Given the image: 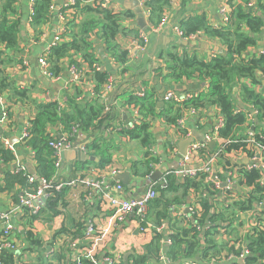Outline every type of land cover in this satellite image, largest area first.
Here are the masks:
<instances>
[{"label": "crops", "instance_id": "1", "mask_svg": "<svg viewBox=\"0 0 264 264\" xmlns=\"http://www.w3.org/2000/svg\"><path fill=\"white\" fill-rule=\"evenodd\" d=\"M137 1L112 0L109 10L116 14H123L122 29L132 28L142 33L144 31L138 27L133 8ZM5 2L6 0H0V19L4 15ZM223 2L224 0H170L160 21L166 22L165 27L160 31H156L155 25L149 22L146 12L149 28L153 34H147L148 42L145 49L139 48L133 41L137 38H133L132 35L119 34L117 37L119 43L129 50L128 65L132 66V69L123 74L120 73L123 65L106 50L104 41L97 37L98 29L94 30L90 35L95 47L94 52L100 59L101 65H99L110 74L113 85L112 89L105 86L103 91L105 99L109 102L108 105L110 106L112 102L114 105L112 109L107 105L109 110L106 114L109 112L108 114L113 118V124L105 133L106 149L112 160L104 167L95 166L101 159V155L86 150L87 143L93 138L80 129L72 137L73 147L65 149L67 151L62 153V166L50 177L57 181H69L72 178L89 176L93 179H101L113 188L119 181L125 187L118 194L122 199L135 198L144 193L148 186L140 184L139 181L147 179L156 170L166 171L173 177L169 180L168 189L164 192L159 190L158 196L150 206L149 222L142 227L134 213H129L113 222L111 220L113 209L109 203L101 199L99 191L91 190L80 182L67 185L46 200V205L39 215L15 217L18 230L13 237L19 243V249L11 252L15 255L13 264H40L41 257L42 264H50L53 261L58 264L53 257L60 252H64L69 261L85 255L92 249L93 244L92 238L85 237V228L89 222L95 224L98 229H105L109 226V222L112 223V227L96 247L99 264H109L107 261L109 255H116L122 264H125L126 258L131 263L135 257L149 254L146 248L151 246L156 237H159L160 246L157 254L148 258L152 264H181L182 262L207 264V260H202L203 258L199 256L201 253L181 254L177 258L167 254L168 246L172 244L171 234L190 228L194 216L192 210L200 212L199 217H201L206 211L203 207L205 203L210 204L211 214L219 215L218 213L225 210V215L229 216L225 220L217 218L216 221L219 226L214 239L222 246L221 252L234 254L247 247V237L254 228L253 223L256 222L255 215L249 210L253 203L251 208L230 216L231 199L227 195L231 187L225 182L227 172L240 162L248 163L247 155L237 149L225 152L224 138L220 135V129L218 132L214 129L221 118V111L217 105L203 106L204 109L197 112L185 109L183 111L185 117L178 124L171 123L165 118L168 102L163 99L164 93L173 89L180 93L199 94L208 85L203 76L195 72L191 77L169 81L159 75V68L164 64L161 55H167L171 51L176 50L179 54H197L205 60L225 54L227 47L218 38H212L207 33L199 31L191 39L185 40L181 39L173 29L183 19L203 14L212 26H225L226 22L221 20L219 14ZM249 2L245 4L246 8L256 10L257 0H251V5ZM237 3L243 4L244 1L237 0ZM13 6L15 11L9 12L8 18L9 21H19L18 41L15 47L6 48L0 59V69L4 71L9 82L8 87L0 89V136L15 143L16 151L12 152L13 159L7 162L0 158V183L5 174L15 168L16 162L26 165L30 172L37 173L38 162L35 150L28 143L29 141L24 144L21 142V135L36 116L37 107L57 101L69 109L68 103L71 99L80 100L82 95L87 99L93 97L94 85L87 75L82 81L73 77L69 69L72 63H78L85 72L89 70L88 63L74 50L68 54L69 57L62 60L61 71L56 73L55 77H48L39 61L42 54L53 46L56 35L63 33L64 42L72 39L71 31H75L77 23L87 17L82 6L73 8L68 0H52L49 19L37 28L30 23L29 0H15ZM73 23L75 26L71 27ZM262 36L257 46H250L249 52L252 55L264 50V27ZM176 39L187 41L188 44L182 46ZM257 78L259 83L256 84L249 78L241 80L248 87H254L264 94V74L258 72ZM120 81L124 83V89L129 94L151 91L152 99L156 102L153 107L154 112L145 115L139 105H131L124 96L115 101L112 100V96H115L118 91L117 85ZM23 91H25L23 97L18 95ZM236 97L239 107L244 108L246 103L240 93H237ZM250 109H252L251 102ZM143 122L148 124L147 132L152 135L147 143L137 132L138 124L141 125ZM61 129H63L62 125L49 127V131L57 136L59 133L62 135L68 133L61 132ZM187 138L193 139L194 143L202 142V146L186 159L181 157L179 145ZM75 146H78V149L83 150L90 158L84 159L83 152L81 154ZM171 149H175V152ZM147 160L149 164L146 163ZM88 161L92 164L82 167L77 165V163ZM205 163L209 164L210 172L202 174L201 169ZM182 168L188 170L185 175L180 173ZM113 171L117 173L113 174ZM123 172H130L132 186L128 187L116 179V175ZM235 189L241 196H245L243 199H247L252 187L240 183ZM23 192L24 188L19 182H16L13 188L0 189V211H7L19 200ZM172 206L178 212L177 215L170 210ZM211 214L207 217V223L210 221ZM210 225L213 226V224ZM202 227L205 228V225ZM199 231V242L204 246L206 245L205 237L202 236L204 229ZM71 241H76L75 246H71Z\"/></svg>", "mask_w": 264, "mask_h": 264}, {"label": "trees", "instance_id": "2", "mask_svg": "<svg viewBox=\"0 0 264 264\" xmlns=\"http://www.w3.org/2000/svg\"><path fill=\"white\" fill-rule=\"evenodd\" d=\"M14 1L6 0L4 15L0 19V59L5 49L15 47L18 41L19 21H9L8 18V13L15 11V7L13 6ZM243 1V4H239L237 0H227L228 4L233 7V11L225 26H212L204 14L185 18L180 23L181 28L186 34L203 31L212 38H218L227 47L225 54H219L209 60H205L197 54H179L175 50L169 52L167 55H161L164 64L159 68V75L164 80H182L183 78L191 77L195 72H198L206 79L208 82L206 88L186 105L193 108H201L213 104L219 107L222 115V126L219 130L220 135L223 138L237 140L228 145V151L239 149L241 146L246 145V142L243 140L247 138L246 131L252 125V121L249 118L251 114L250 102L257 109L254 120V135L258 142L264 144V94L254 87H248L241 80L249 78L256 84L257 82L259 83L257 73L261 72L264 74V52L253 55L249 52L250 46H257L259 40L263 38L264 0H257L256 10L255 8H246L245 4L250 0ZM51 2L52 0L34 1L32 5L33 13L30 16V23L34 28H37L49 19ZM169 4L170 0H152L147 2L145 11L148 13L149 22L155 26L159 25L165 8ZM77 6H82L83 11L87 13V17L77 23L75 31H71L72 39L70 41H63L50 47L48 60L50 62V69L56 74L61 71L62 60L69 57L68 54L72 50L82 55L85 62L89 65L86 75L94 84L92 87L93 97L91 96V98L87 99V97H84L79 92L82 95L81 99H71L68 103L69 109L66 106H60V103L57 101L48 102L37 107L36 116L30 122L31 137L28 139V143L36 153L38 176L50 177L56 170L53 151L49 145V141L52 139L48 131L50 126L58 127L62 125L63 129H61V132L67 131L71 133L72 127L76 125L77 131L80 129L86 131L93 138L91 142L87 143V150L101 155V159L95 166L104 167L111 163V155L106 149L107 136L105 133L113 124V118L108 114L109 112L106 114L105 108L109 102H107L103 94L105 84L111 76L100 66V59L96 57L94 52L95 47L93 40L90 39V35L96 28L98 29L97 37L104 41L106 50L123 65V68L120 70L121 74L132 69V66L128 65L129 50L119 43L117 39L118 35H132L134 36L133 38H138L140 42H143L140 38L141 33H139V30L132 28L124 30L121 28L123 14L113 13L109 9L96 8L92 6L90 0H79ZM73 26H75V23L71 24V27ZM95 63L100 64V68L95 67ZM126 66L128 69H126ZM123 84L120 81L117 85L118 91L115 96H112V100L115 101L119 97L124 96L131 105H139L140 110L145 115L154 112L153 107L156 102L152 99L151 91H143L144 94L142 96L129 94L124 89ZM8 86L7 77L4 71L0 69V89ZM24 93L25 91L18 95L23 97ZM237 93H240L243 101L246 103V106L242 109L239 108L237 103ZM167 104L165 118L171 123H178L179 118L183 114V107L181 105L177 106L175 103ZM110 106L111 109L114 108L113 102ZM147 129L148 124L145 122L137 126L138 135L143 136L145 143L149 142L152 136L147 132ZM0 158L6 162L11 158L13 159L12 152L8 148L6 149L1 140ZM146 163L149 164V161L147 160ZM87 164L92 163L90 161L77 163L78 167ZM14 170L15 168L5 174L3 181L0 183V189L13 188L16 182H19L24 188L27 186L26 177ZM261 175L262 173L259 169H242L243 182L252 185L253 191L248 195L247 199L230 203V216L238 209L251 208L252 200L263 198L264 185L260 182ZM172 177L169 175V180ZM159 189L161 192L165 190L160 187ZM203 207L206 208V211L201 217L194 215L192 221H196L202 226L205 225L202 236L205 237L206 245L202 246L201 242H199L200 231L194 227H190L179 233L171 234L172 244L168 246V255L177 258L181 254L190 255L196 252L201 253L199 256L203 258L202 260H208L209 256L222 254V246L217 244L214 239L219 226L216 221L217 218L225 220L229 216L225 215V210L218 213L219 215L211 214L210 204L208 203L203 204ZM209 214H211V218L209 223H207ZM230 221H232V217H230ZM210 224H213V226ZM31 237L33 238L32 235ZM247 238V247L250 253L245 257V263L243 264H264V228H255L253 233ZM159 246V237H156L151 246L149 245L146 248L149 254L135 257L130 264H152V261L148 258L157 254ZM240 252L236 251L235 254L238 255ZM0 259L5 263L13 264L15 255L5 251L0 254ZM53 260H57L58 264H71V261L68 260L64 252L55 254ZM202 260L201 262L203 263ZM39 263H43L42 257L39 259ZM50 264L55 263L53 261ZM181 264L186 263L182 262ZM230 264L241 263L235 261Z\"/></svg>", "mask_w": 264, "mask_h": 264}, {"label": "built area", "instance_id": "3", "mask_svg": "<svg viewBox=\"0 0 264 264\" xmlns=\"http://www.w3.org/2000/svg\"><path fill=\"white\" fill-rule=\"evenodd\" d=\"M29 1H30V9L32 14L33 13L32 5L35 0H29ZM149 1L152 0H142L141 6L144 9H146L147 2ZM78 2L79 0H68L69 5L73 8L77 7ZM90 3L92 4V6L96 8L107 10L110 9L112 0H90ZM251 4L252 2L250 0L249 5ZM232 11H233V7L230 4H228L227 0H224L222 6L220 7V12H219L221 20L227 23ZM165 23H166L165 21L160 22L159 25L154 27L155 30L156 31L162 30L165 27ZM173 29L181 39H185V40H189L197 34V33L186 34V32L181 28L180 24L175 25ZM63 37H64L63 33H59L58 35H56L54 37L53 45L62 43L64 41ZM140 38L143 40V42H140L138 38L134 39L133 41H135L138 44L139 48L145 49L146 44L148 42V35L142 32ZM262 52H264V50ZM49 53H50V49L42 54L39 61L44 70V73L48 77H55V73L50 69V62L48 60ZM94 66L100 68L98 63H95ZM69 69L72 72L73 77L75 79L82 81L83 78L86 76V72L83 71V69L78 65V63H72ZM105 86L106 88L109 89L113 88L111 77H109V80L108 82H106ZM137 94L142 96L144 93L143 91H140ZM197 94L193 92L180 93L173 89H170L164 93L163 99L168 103H175L177 106L181 105L183 107L182 108L183 111L186 109L188 111L197 112L199 110H203L204 108L202 107L193 108L192 106L186 105L188 102H190L191 99L195 98ZM60 106H64V104H60ZM105 109L107 112L109 110V107H106ZM250 111L251 114L249 115V118L252 121L251 127L252 126L255 127L254 120L257 113V109L252 106V109H250ZM3 116L1 118V121L3 120ZM184 117L185 115L182 114V116L179 118L178 123L182 122ZM221 126H222V115L219 124H216L214 126L216 132H218ZM30 127L31 124L29 126H26V128L24 129L21 135V140H22L21 142L23 144L26 143L28 139L31 137ZM76 131H77L76 125L72 127V132H73V133L71 132L72 134L71 133H67L64 135L61 134L62 135L61 137L49 131L52 138L49 141V145L53 151L54 165L57 170L62 166L63 151L65 149L72 148L74 145L72 136ZM254 131L255 128L254 130L250 128L249 130L246 131L247 138L243 140L246 142V145L241 146L239 149H237V151H243L247 155L248 163L243 164L242 162H240L231 171L227 172V177L225 179V182L226 185H229L231 187L228 189L229 191L227 195L228 198L231 199V202L241 201L245 197V196H241L239 192L236 191L235 189L240 183L246 184L245 182H243L242 169H246V170L259 169L262 173L260 177V182L264 185V177H263L264 144L256 140ZM0 140L11 152L15 153L16 151L15 143L10 142L8 139H3L2 136H0ZM234 141L237 140L231 138H224L223 148L225 149V152L228 151L227 150L228 145ZM201 146H202V142L201 143L192 142L188 147L187 155L184 156L183 158L187 159L193 152L198 151V149H200ZM171 151L175 152V149H171ZM16 163L17 164L15 165L14 171L22 173L26 177L27 186L25 188L23 187L24 192L21 194L17 202H15L7 211L4 212L0 211V254L5 251L13 252L19 249V243L13 237L14 233L17 232L18 230L17 224L14 220L15 217H20V216L33 217L39 215L46 205V200L53 194L63 190L67 185H74L77 182H80L85 186H88L91 190L99 191V195L101 199L109 203V205L113 209V214L111 216V220L113 222L118 219H121L123 216L129 213H134L141 227L142 225L147 224L149 222L148 218H149L150 206L159 194V190H160L159 187L161 189H166L169 185L170 174L165 171L166 173L164 172V174L158 180L151 182L148 185L147 190L144 193H142L140 196L130 199H122L118 194L122 192L125 189V187L119 181H117V183L114 185V188L105 184V182L101 179H93L89 176L88 177L85 176L79 179L72 178L69 181H65V180L57 181L52 177L38 176L37 173L30 172L26 165L21 164L19 162ZM185 169L186 170H184L183 168L180 169L181 170L180 173L182 175H185L188 172L187 168ZM201 171L202 174L209 173L210 172L209 164L205 163ZM115 173H117V171H113V174ZM250 186L252 187V189L250 190L252 192L253 186L249 185V187ZM250 193H248V195ZM252 203L253 206L249 210L252 211L253 215H255L256 222L253 223L252 225V227L254 228L251 229V234L253 233L255 228H259V229L264 228V195L263 198L259 200H252ZM170 210H172L174 215L178 214L174 206H172ZM240 211H242V209L236 210V212H240ZM192 215H197L199 217L200 212L192 210ZM110 227H112L111 222H109V226L105 229H98V227L95 224L89 222L85 228V237L93 239L92 249H90L87 253H85V255H81L73 259L71 261V264H99L96 254V247L98 243L103 239V237L108 233ZM191 227H194L196 230L204 229L202 225H200L196 221L192 223ZM75 244L76 241L75 242L71 241V246H75ZM249 253H250L249 248L245 247L238 255L229 252L226 254L225 253L218 254V256H209V259L207 260V264H222L224 262L232 263L239 259H243L244 261L243 263H245V257L249 255ZM107 261L109 264H122L119 258L116 257V255L107 256ZM185 263L189 264L187 262ZM0 264H4V263L0 260ZM192 264H196V263H192Z\"/></svg>", "mask_w": 264, "mask_h": 264}, {"label": "water", "instance_id": "4", "mask_svg": "<svg viewBox=\"0 0 264 264\" xmlns=\"http://www.w3.org/2000/svg\"><path fill=\"white\" fill-rule=\"evenodd\" d=\"M141 1L142 0H138L135 3V5L133 6V8L135 10V13H136L137 24H138V27L142 31H144L145 34L152 35L153 34V31L149 28V23H148V20L146 18V11L141 6ZM176 41L179 42V44L182 45V46L188 44L187 41H181L180 39H176ZM236 90H237V88H236ZM241 105L244 107V104L243 103ZM254 128H255L254 126L251 127L252 130H254ZM61 136H62L61 133H59V137H61ZM192 140L193 139L187 138L183 142L180 143V145H179V152L181 154V157H184V156L187 155V153H188V147L192 143ZM75 149L77 151L79 150L81 154L83 152L84 157H85L84 159H87L88 160L90 158L89 155L86 154L83 150L78 149V146H75ZM75 149H73V151ZM65 151H67V150H64L63 153ZM79 158H81V155H79ZM162 174H164V171H162V170H156L149 177H147V179L140 180L139 183L148 186L151 182L158 180L161 177ZM116 179L122 181L128 187H130V186L133 185V182L130 181V179H131L130 172L119 173V174L116 175ZM237 261L239 263H241V264H243V262H244L243 259H239ZM125 264H130L127 261V258L125 259Z\"/></svg>", "mask_w": 264, "mask_h": 264}, {"label": "bare ground", "instance_id": "5", "mask_svg": "<svg viewBox=\"0 0 264 264\" xmlns=\"http://www.w3.org/2000/svg\"><path fill=\"white\" fill-rule=\"evenodd\" d=\"M156 42V41H155ZM207 49V48H206ZM134 88V87H133ZM226 223V222H225ZM190 245V244H189Z\"/></svg>", "mask_w": 264, "mask_h": 264}]
</instances>
